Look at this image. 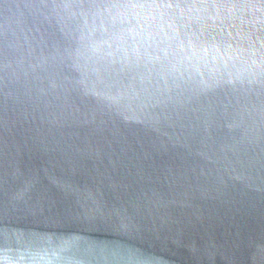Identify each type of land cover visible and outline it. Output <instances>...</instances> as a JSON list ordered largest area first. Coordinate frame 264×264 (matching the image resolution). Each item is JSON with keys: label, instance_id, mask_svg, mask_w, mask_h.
<instances>
[{"label": "water", "instance_id": "1", "mask_svg": "<svg viewBox=\"0 0 264 264\" xmlns=\"http://www.w3.org/2000/svg\"><path fill=\"white\" fill-rule=\"evenodd\" d=\"M0 264H264V0H0Z\"/></svg>", "mask_w": 264, "mask_h": 264}]
</instances>
